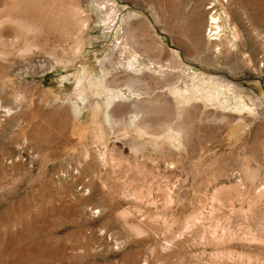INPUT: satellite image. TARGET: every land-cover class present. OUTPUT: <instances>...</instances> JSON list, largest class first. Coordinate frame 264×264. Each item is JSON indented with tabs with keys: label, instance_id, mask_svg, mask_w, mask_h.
Returning <instances> with one entry per match:
<instances>
[{
	"label": "rangeland",
	"instance_id": "rangeland-1",
	"mask_svg": "<svg viewBox=\"0 0 264 264\" xmlns=\"http://www.w3.org/2000/svg\"><path fill=\"white\" fill-rule=\"evenodd\" d=\"M263 44L264 0H0V264H264Z\"/></svg>",
	"mask_w": 264,
	"mask_h": 264
},
{
	"label": "bare ground",
	"instance_id": "bare-ground-1",
	"mask_svg": "<svg viewBox=\"0 0 264 264\" xmlns=\"http://www.w3.org/2000/svg\"><path fill=\"white\" fill-rule=\"evenodd\" d=\"M214 1L218 2V0H214ZM217 11L218 10H216L214 13L210 15L209 22L207 23L209 40L220 41V42L217 41L218 43L215 42L216 44L215 46L220 45L219 47H217L218 49L216 48L218 52L222 50V47L224 48V42L225 44H227V47H228L227 49H229L228 51H236L237 50V44H236L237 38L235 35L236 32H234L235 30L233 31V29L229 25V22L226 19L227 16L224 10L218 13ZM263 48H264V44H263ZM262 57L264 59V51H263ZM262 65L264 66V63Z\"/></svg>",
	"mask_w": 264,
	"mask_h": 264
}]
</instances>
